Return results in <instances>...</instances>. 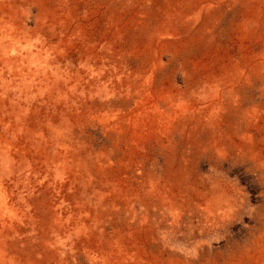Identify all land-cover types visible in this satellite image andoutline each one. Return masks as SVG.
<instances>
[{
	"label": "rangeland",
	"instance_id": "374dc122",
	"mask_svg": "<svg viewBox=\"0 0 264 264\" xmlns=\"http://www.w3.org/2000/svg\"><path fill=\"white\" fill-rule=\"evenodd\" d=\"M0 264H264V0H0Z\"/></svg>",
	"mask_w": 264,
	"mask_h": 264
}]
</instances>
